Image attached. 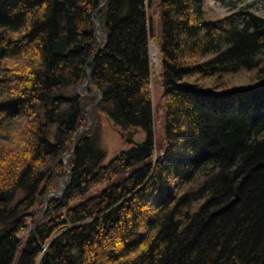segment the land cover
<instances>
[{
    "label": "trees",
    "instance_id": "obj_1",
    "mask_svg": "<svg viewBox=\"0 0 264 264\" xmlns=\"http://www.w3.org/2000/svg\"><path fill=\"white\" fill-rule=\"evenodd\" d=\"M104 1L0 0V264H264V19L159 1L158 154L151 0L107 1L92 61ZM86 68L102 101L74 148L96 102L76 91ZM240 71L257 86L231 92ZM100 114L142 147L104 165Z\"/></svg>",
    "mask_w": 264,
    "mask_h": 264
},
{
    "label": "rangeland",
    "instance_id": "obj_2",
    "mask_svg": "<svg viewBox=\"0 0 264 264\" xmlns=\"http://www.w3.org/2000/svg\"><path fill=\"white\" fill-rule=\"evenodd\" d=\"M159 1L160 0H151V9L149 12L151 20L153 22V38L150 39V43H149L150 66H151V71H152V74H151L152 81L150 84V91H151V98H152L154 108H155L154 109V121H155L154 140L157 146L158 154H159V151H161V149L164 146V142H163L164 116H163V111L161 108L162 107L161 96H162L163 90H162V86L160 83L161 56H160V45L157 40L160 34V22L158 19ZM206 5L208 7L209 15L213 18H223V17L229 16L230 14L242 8H245L247 11L264 19V2L261 0H222V1L221 0H206ZM95 25H96V21H95ZM99 38L102 43L101 30L99 32ZM253 75H254L253 71L251 72L240 71L237 74L230 75L228 78L232 83V88L228 90H231V92H233V91H238L241 89H249V88L257 86V83L252 79ZM215 92L219 93L220 90H215ZM69 93H70L69 90L65 91V94L67 96L69 95ZM80 93L82 94L83 91L80 90ZM98 117H99L100 124L102 125L100 145H101V149L104 151L106 155V158L104 160V165H106L116 155V153L122 150H126L132 146V145H128L125 142L126 138H128V133L131 132V130L129 132L120 130L119 128L115 127L107 119V117L104 116L103 114H100ZM91 118H92V114H91ZM92 124H93V119H92ZM5 130H8L7 127ZM133 139L136 142L141 143L144 139V133L142 131L138 132L136 130L134 133ZM119 178H120L119 176L116 177L113 180V183L118 181ZM63 180L64 179L58 182L59 186H60V182H62ZM108 185L109 184L105 185L104 187H107ZM104 187H102V189Z\"/></svg>",
    "mask_w": 264,
    "mask_h": 264
},
{
    "label": "water",
    "instance_id": "obj_3",
    "mask_svg": "<svg viewBox=\"0 0 264 264\" xmlns=\"http://www.w3.org/2000/svg\"><path fill=\"white\" fill-rule=\"evenodd\" d=\"M107 1L108 0H105L104 3L102 5H100L99 8L96 9L94 11V13H93L94 21H96V31H95V35H96V38L98 40L99 47H98V49H97L94 57L91 59L92 61L99 54V52H100V50L102 48V43H101V40L99 38V32L101 30V25H100V22L98 21L97 14L106 5ZM66 52H67V36L66 35H61L59 37V39L54 43V54L56 56H60V55L65 54ZM86 71H87V76H88L87 81H86V83L84 85H82L81 87H79L76 91H77L78 96L85 97V98H88V99H96V102H95V104L89 106L88 109L86 110V114H87V117H88L89 124H88V126L86 128H84V129H82V130H80L79 132L76 133L75 139H74V148L76 146V142H77V139H78L79 135L81 133H84L87 130H89L90 127H91V125H92V118H91V114H90L91 113V110L94 109V108H96L100 104V102L102 101V95L100 93H95V94H92V95H88L87 94L88 88H89L90 83H91V73H90V71L87 68H86ZM80 90L83 91L82 94L80 93ZM134 133H135V131L128 133V138H126L125 142L128 145H132V146H136V147L141 148L143 143H137V142L134 141V139H133ZM74 148H73V150L68 155L64 156L63 159H62V163L64 164V167H65V169L67 171H68V169H67V166H66L65 159L67 157H69L73 153ZM68 173H69V171H68ZM66 181L67 182L70 181V173H69V176L66 179H64L62 182H60V187H61L60 192L59 193H52L49 196L52 197V198H54V199H57V198L62 197V194H63V192L65 190V186H64L63 182H66ZM45 203H46V207H47L48 197L46 198ZM45 212H46V209L43 211L42 215L39 217V219L35 223V226L40 221V219L43 217V215L45 214ZM44 251L45 250L43 249V252Z\"/></svg>",
    "mask_w": 264,
    "mask_h": 264
},
{
    "label": "bare ground",
    "instance_id": "obj_4",
    "mask_svg": "<svg viewBox=\"0 0 264 264\" xmlns=\"http://www.w3.org/2000/svg\"><path fill=\"white\" fill-rule=\"evenodd\" d=\"M65 179H66V178H65ZM47 197H49V196H47ZM47 197H46V198H47ZM46 198H45V201H46Z\"/></svg>",
    "mask_w": 264,
    "mask_h": 264
}]
</instances>
